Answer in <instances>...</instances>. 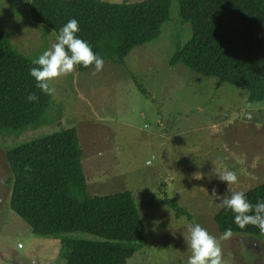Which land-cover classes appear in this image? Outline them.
Listing matches in <instances>:
<instances>
[{"label": "rangeland", "instance_id": "rangeland-1", "mask_svg": "<svg viewBox=\"0 0 264 264\" xmlns=\"http://www.w3.org/2000/svg\"><path fill=\"white\" fill-rule=\"evenodd\" d=\"M0 33L31 60L56 37L32 23L22 0H0ZM191 36L178 1L171 0L169 21L156 40L134 49L122 66L104 62L99 72L74 67L55 78L44 123L6 132L11 139L0 136V264H66L62 259L70 254L71 242L99 240L83 233L36 237L9 206L5 151L72 128L83 151L89 195L130 192L138 206L147 242L138 243L128 264H186L190 251L183 235L194 223L220 237L214 217L223 207L212 191L223 195L227 185L216 174H236L228 195L264 182V101L251 104L246 91L183 64L171 67L172 56ZM245 113L252 118L245 119ZM167 200H175L188 214L177 217L163 204ZM219 245L223 264H264V236L232 235Z\"/></svg>", "mask_w": 264, "mask_h": 264}, {"label": "trees", "instance_id": "trees-1", "mask_svg": "<svg viewBox=\"0 0 264 264\" xmlns=\"http://www.w3.org/2000/svg\"><path fill=\"white\" fill-rule=\"evenodd\" d=\"M30 20L57 35L70 18L78 21L81 39L104 62L122 66L136 48L156 40L169 21L171 0L109 4L99 0H22ZM26 1V2H25ZM179 15L191 26L189 42L178 49L170 66L230 84L249 94L251 104L264 101V0H177ZM49 34V33H48ZM55 39V38H54ZM31 59L15 50L0 33V136L40 127L52 104L51 94L35 87L28 74ZM79 72L92 66H76ZM141 88V87H140ZM29 93L38 99L28 102ZM11 188L9 206L39 238L74 233L98 241L71 242L66 264H128L147 242V232L130 192L93 197L83 170V151L75 128L37 138L5 151ZM100 191V190H99ZM251 203L264 198V182L244 193ZM179 215L188 214L175 200L164 201ZM214 221L219 232L264 236L255 226L233 223L221 208Z\"/></svg>", "mask_w": 264, "mask_h": 264}, {"label": "clouds", "instance_id": "clouds-1", "mask_svg": "<svg viewBox=\"0 0 264 264\" xmlns=\"http://www.w3.org/2000/svg\"><path fill=\"white\" fill-rule=\"evenodd\" d=\"M78 33V21L75 18L68 19L60 27L55 42L50 48L42 51L32 61L35 66L29 68L28 74L34 78L35 87L41 92L52 94L54 89L50 87L51 82L59 76L71 73L76 66H92L96 72L102 70L104 59L98 53H94L91 45L81 39ZM37 99L35 93H29L26 97L28 102ZM244 116L245 119L252 118L250 113H245ZM216 176L219 181L226 183L227 190L220 195L214 188L212 195L217 198L219 205L225 211L230 210L233 213V223L241 229L247 225L255 226L261 234H264V198H257L253 204L243 192L232 191L228 195L229 185L237 182L236 174L231 170H225ZM231 236L230 228L225 229L217 238L199 223L191 224L187 229V235H183L187 249L190 251L186 264H223L219 241Z\"/></svg>", "mask_w": 264, "mask_h": 264}]
</instances>
